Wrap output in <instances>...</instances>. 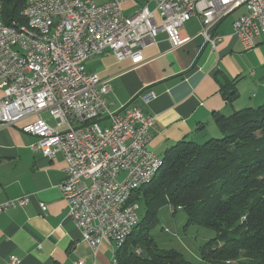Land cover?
<instances>
[{
	"label": "built area",
	"instance_id": "2783aa9c",
	"mask_svg": "<svg viewBox=\"0 0 264 264\" xmlns=\"http://www.w3.org/2000/svg\"><path fill=\"white\" fill-rule=\"evenodd\" d=\"M25 1L26 25L0 23V127L36 117L23 130L37 137L34 148L44 156L64 154L61 189L68 215L96 251L105 240L117 244L124 228L136 226L139 203L124 202L125 187L149 175L157 159L150 147L156 116L135 105L113 110L107 100L110 80L85 62L110 51L137 67L145 62L146 40L155 41L160 32L173 49L192 41L182 30L193 17L201 21L199 34L216 48L222 37L214 27L240 8L245 12L234 20L233 31L246 50L253 49L256 37L264 39V0ZM125 2L140 4L128 14ZM26 7H33V15H25ZM32 21H39V30H30ZM139 97L148 105L155 93ZM44 111L58 128L41 116ZM30 200V194L7 199L0 215ZM19 263L14 255L9 258L8 264Z\"/></svg>",
	"mask_w": 264,
	"mask_h": 264
},
{
	"label": "crops",
	"instance_id": "0c3cea01",
	"mask_svg": "<svg viewBox=\"0 0 264 264\" xmlns=\"http://www.w3.org/2000/svg\"><path fill=\"white\" fill-rule=\"evenodd\" d=\"M139 4L125 2L123 9L129 14ZM243 12L244 8L236 10L214 27L213 33L222 37L216 48L199 34L201 21L193 17L182 30L194 37L192 41L173 49L160 32L155 41L146 40L145 62L137 67L130 58L118 60L110 51L85 62L88 70L110 80L107 100L113 110L135 105L156 116L150 147L157 156L184 138L202 143L217 137L216 114L229 116L264 103V39L258 36L255 48H244L233 31L234 20ZM233 80H237L238 97L231 103L221 85ZM147 91L155 93L148 105L139 97ZM35 118L0 127V203L31 195L26 206L0 215V264H8L12 255L19 264H117V244L105 240L94 251L69 217L61 189L65 156L58 152L50 159L34 148L37 137L23 127ZM55 123L52 126L58 128ZM41 203L47 206L46 212Z\"/></svg>",
	"mask_w": 264,
	"mask_h": 264
},
{
	"label": "trees",
	"instance_id": "16d2710c",
	"mask_svg": "<svg viewBox=\"0 0 264 264\" xmlns=\"http://www.w3.org/2000/svg\"><path fill=\"white\" fill-rule=\"evenodd\" d=\"M25 5V0H0L2 21L26 25ZM236 81L221 85L231 103L238 97ZM215 121L221 136L178 141L160 156L153 179L134 192L131 201L142 200L146 211L118 246L117 264H264V103L216 114ZM163 206L173 213L184 210L187 226L217 231L201 246L202 262L153 241L150 230Z\"/></svg>",
	"mask_w": 264,
	"mask_h": 264
},
{
	"label": "rangeland",
	"instance_id": "374dc122",
	"mask_svg": "<svg viewBox=\"0 0 264 264\" xmlns=\"http://www.w3.org/2000/svg\"><path fill=\"white\" fill-rule=\"evenodd\" d=\"M43 117L51 125L56 124L49 111L44 112ZM219 136H221V132ZM139 203L137 215L140 219L144 216L146 207L142 200ZM171 208L169 206L160 208L158 221L150 230L153 241L161 249H175L192 262H202L200 254L201 246L215 238L218 234L217 231L195 224L187 226L186 212L180 209L173 213Z\"/></svg>",
	"mask_w": 264,
	"mask_h": 264
},
{
	"label": "bare ground",
	"instance_id": "6f19581e",
	"mask_svg": "<svg viewBox=\"0 0 264 264\" xmlns=\"http://www.w3.org/2000/svg\"><path fill=\"white\" fill-rule=\"evenodd\" d=\"M25 15H33V7H26ZM0 23L2 24V26H8L2 21L1 16ZM30 30H39V21H32V23H30ZM161 165L162 158L157 156V159L152 163V168L150 170L149 175H144L141 178H138L136 182L128 183V185L125 187L124 202H131V198L134 192L140 187H142L144 184H147L151 179H153ZM139 220V216L136 214L135 218H133V225H136ZM133 228L134 227H127L123 229V234L119 238L117 246L122 245L126 241Z\"/></svg>",
	"mask_w": 264,
	"mask_h": 264
}]
</instances>
